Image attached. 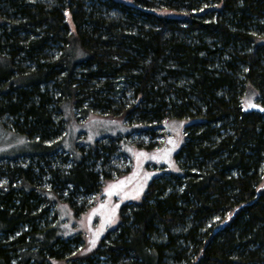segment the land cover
I'll use <instances>...</instances> for the list:
<instances>
[{
  "label": "trees",
  "instance_id": "trees-1",
  "mask_svg": "<svg viewBox=\"0 0 264 264\" xmlns=\"http://www.w3.org/2000/svg\"><path fill=\"white\" fill-rule=\"evenodd\" d=\"M130 2L0 0V122L39 148L0 161V264H264V0ZM64 101L151 140L189 121L181 173L153 178L80 259L83 238H53L50 209L80 215L125 169L120 138L63 149Z\"/></svg>",
  "mask_w": 264,
  "mask_h": 264
},
{
  "label": "rangeland",
  "instance_id": "rangeland-1",
  "mask_svg": "<svg viewBox=\"0 0 264 264\" xmlns=\"http://www.w3.org/2000/svg\"><path fill=\"white\" fill-rule=\"evenodd\" d=\"M121 1V0H120ZM131 3L130 0H123ZM170 15L178 16L171 13ZM68 23L72 26L71 21ZM78 58L82 57L80 48L73 47ZM242 98L245 110L258 105V93L251 86ZM65 133L61 145L75 158L81 157L79 146L89 148L103 139L120 138L122 157L116 156L118 165L125 172L114 179L105 180L102 190L91 199L89 209L77 215L66 202L57 201V218L52 206L47 222L53 224V238L60 236L70 239L75 236L83 238L82 247L74 253L73 258L80 259L92 254L101 240L120 223L123 205L137 204L142 201L145 191L153 178L181 173L177 153L184 145L185 127L189 121L170 119L159 129V136L153 140L140 131L142 126L130 124L123 116L91 114L79 119L70 101L61 105ZM151 141L155 146L149 147ZM144 143V145H141ZM36 144L22 135L10 130L0 122V161L14 159L38 151ZM62 152V151H61ZM111 186V187H110ZM111 193V194H110ZM95 241V244L90 241ZM52 264H71L64 259L53 260Z\"/></svg>",
  "mask_w": 264,
  "mask_h": 264
},
{
  "label": "snow or ice",
  "instance_id": "snow-or-ice-1",
  "mask_svg": "<svg viewBox=\"0 0 264 264\" xmlns=\"http://www.w3.org/2000/svg\"><path fill=\"white\" fill-rule=\"evenodd\" d=\"M261 111H264V109H261ZM111 187V186H110ZM111 194V193H110ZM90 243L95 244V241H90Z\"/></svg>",
  "mask_w": 264,
  "mask_h": 264
},
{
  "label": "water",
  "instance_id": "water-1",
  "mask_svg": "<svg viewBox=\"0 0 264 264\" xmlns=\"http://www.w3.org/2000/svg\"><path fill=\"white\" fill-rule=\"evenodd\" d=\"M261 111V110H260Z\"/></svg>",
  "mask_w": 264,
  "mask_h": 264
}]
</instances>
